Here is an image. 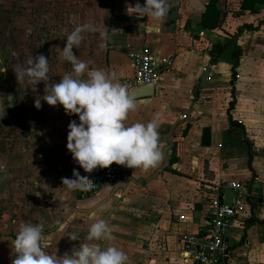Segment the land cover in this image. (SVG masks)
<instances>
[{
    "label": "crops",
    "instance_id": "crops-1",
    "mask_svg": "<svg viewBox=\"0 0 264 264\" xmlns=\"http://www.w3.org/2000/svg\"><path fill=\"white\" fill-rule=\"evenodd\" d=\"M209 1L168 0L165 21L158 24L126 13V4L143 5L145 0H105L108 39L99 69L115 73L131 93L139 86L133 83L129 53L145 50L172 61L154 95L135 99L138 108L127 121L157 119L162 159L157 167L135 169L123 179L127 185L116 191V202L109 198L114 182L80 199L61 183L65 174L82 169L66 148L69 122L79 123V118L65 114L60 105L51 107L34 121L39 130L27 132L31 146L15 150L9 143L5 178L15 172L25 177L31 167L32 187L22 190L31 192L34 203L26 211L12 214L9 208L2 215L0 264H12L20 223L42 224L47 251L65 254L83 242L92 213L103 220L111 208L106 221L114 239L106 244L122 249L128 264H183L181 236L202 231L213 198L231 201L233 193L225 187L230 181L244 184L249 196L225 234L224 264H264V5L255 4L257 10L250 11L242 9L243 0H213L220 25L205 30L200 21ZM246 25L256 30L247 31ZM216 44L227 48L213 61L210 51ZM52 200H58L64 215L50 210ZM7 201L2 202L8 207ZM97 205L92 213L75 212L63 222L72 208ZM76 213L85 217L75 219ZM78 221L86 226L76 228ZM60 237L65 245L57 242Z\"/></svg>",
    "mask_w": 264,
    "mask_h": 264
},
{
    "label": "clouds",
    "instance_id": "clouds-1",
    "mask_svg": "<svg viewBox=\"0 0 264 264\" xmlns=\"http://www.w3.org/2000/svg\"><path fill=\"white\" fill-rule=\"evenodd\" d=\"M125 8L129 16L148 17L163 24L170 5L168 0H145L143 5L137 2L126 4ZM89 27L77 24L67 36L60 59L71 65V71L65 72L59 82L49 77V61L43 54L29 59L27 67L17 66L13 70L17 82L27 79L34 86L43 82L44 95L35 98L37 109L43 100L50 107L62 106L67 115L78 116L79 123L69 122L66 148L85 173H92L97 168L107 169L113 164L131 170L155 168L163 155L157 119L128 124L130 113L138 108L128 86L120 83L115 73L90 69L91 61L79 59L73 51L82 44L83 33ZM100 37L103 48V41L108 39L105 26ZM12 106L11 95L0 96V119L6 115V108ZM61 183L69 190L80 191H89L95 185L88 176H81L75 169L72 178L64 177ZM90 220L93 222L83 242L74 246L70 254L63 255L47 251L50 243L42 224L20 223L13 240L12 264H128L129 258L122 249L100 243L114 239L108 222L96 219L95 213ZM71 239L78 237L72 235Z\"/></svg>",
    "mask_w": 264,
    "mask_h": 264
},
{
    "label": "rangeland",
    "instance_id": "rangeland-1",
    "mask_svg": "<svg viewBox=\"0 0 264 264\" xmlns=\"http://www.w3.org/2000/svg\"><path fill=\"white\" fill-rule=\"evenodd\" d=\"M107 10L105 0H0V96L13 97V106L6 108V115L0 119V220L9 208L13 214L16 210L26 211V207L34 203L31 192L22 190V187H32L29 179L32 168L26 167L28 175L25 177L21 172L12 173L9 180H6L3 169H7L10 160L9 143L15 150L18 146H31L34 142L32 129L39 130L34 121L46 115L51 108L43 100L39 109L34 107L35 98L44 95L43 82L35 86L27 79L17 82L13 70L17 66L27 67L29 59L43 54L49 61V77L59 82L65 72L71 71V65L60 59V51L77 24L90 27L83 33L85 39L82 44L73 51L79 59L91 61L90 69H99L106 52V46L100 47V32L104 26L107 28ZM4 187L9 188L3 191ZM1 199L11 204L4 206ZM35 203V206H41L40 202ZM48 204L51 211L59 216L63 212L64 215L65 210L58 200ZM79 216L83 215L76 213L75 219ZM79 222L76 228L86 226ZM57 242L60 246L65 245L63 237ZM68 252L70 254V250ZM63 254L60 251L56 255Z\"/></svg>",
    "mask_w": 264,
    "mask_h": 264
},
{
    "label": "built area",
    "instance_id": "built-area-1",
    "mask_svg": "<svg viewBox=\"0 0 264 264\" xmlns=\"http://www.w3.org/2000/svg\"><path fill=\"white\" fill-rule=\"evenodd\" d=\"M128 57L132 65L135 86L159 85L163 74L172 65L170 59H156L145 50L131 52ZM133 171L135 169L131 170L116 164L107 169L97 168L92 173H85L80 169L78 171L80 175L88 176L95 185L89 191H71L80 199L85 198L86 195L92 196L98 193L103 184L123 180ZM64 177L72 178V173L65 174L62 178ZM225 187L233 193L231 201L223 202L217 197L213 198L202 231L181 236L180 256L183 264H224V259L227 257L224 248L225 234L232 227L235 217L244 209L245 201L249 196L245 185L240 182L230 181Z\"/></svg>",
    "mask_w": 264,
    "mask_h": 264
},
{
    "label": "trees",
    "instance_id": "trees-1",
    "mask_svg": "<svg viewBox=\"0 0 264 264\" xmlns=\"http://www.w3.org/2000/svg\"><path fill=\"white\" fill-rule=\"evenodd\" d=\"M255 4L264 5V0H243L241 7L243 10L249 9L250 11H256L257 9L254 8ZM220 18H221V13L216 7V2L213 0L209 1L205 5L204 12L201 15L200 25L205 30H215L220 25ZM244 29L247 31H254L256 30V27L246 25L244 26ZM226 48H227V45H221V44L213 45L210 51L212 56H214L213 61H216L217 58L222 54V52L226 50ZM90 196L91 195H86V197H90Z\"/></svg>",
    "mask_w": 264,
    "mask_h": 264
},
{
    "label": "water",
    "instance_id": "water-1",
    "mask_svg": "<svg viewBox=\"0 0 264 264\" xmlns=\"http://www.w3.org/2000/svg\"><path fill=\"white\" fill-rule=\"evenodd\" d=\"M155 93V87L154 85H145V86H139V87H136L134 88L132 91H131V96L132 98L135 100V99H140V98H146V97H151L153 96ZM164 167L167 166V162L164 161ZM161 171V170H160ZM156 177V175L154 176ZM153 177V178H154ZM130 180V179H129ZM126 182H124L123 180H116L114 182V189L112 191V194L110 195V199H112L114 202L117 201V198L115 197V193L116 191H118L119 189H122V188H125L126 187ZM99 205H97L96 207H93L92 209L90 210H81V209H77V208H72L68 213L67 215L65 216L63 222L70 216L72 215L73 213L77 212V213H81V214H89V213H92L95 209L98 208ZM113 211V208H111L104 216L103 220H107L108 217L110 216V214L112 213ZM62 222V223H63ZM106 242L104 241V244Z\"/></svg>",
    "mask_w": 264,
    "mask_h": 264
}]
</instances>
